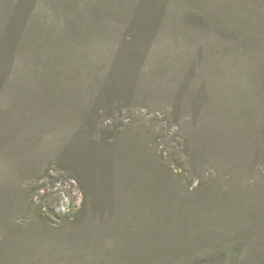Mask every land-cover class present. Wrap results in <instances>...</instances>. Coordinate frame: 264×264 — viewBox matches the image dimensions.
Segmentation results:
<instances>
[{
    "label": "rangeland",
    "instance_id": "rangeland-1",
    "mask_svg": "<svg viewBox=\"0 0 264 264\" xmlns=\"http://www.w3.org/2000/svg\"><path fill=\"white\" fill-rule=\"evenodd\" d=\"M248 205L264 0H0V264H264L260 230L239 260L175 256L197 207Z\"/></svg>",
    "mask_w": 264,
    "mask_h": 264
},
{
    "label": "trees",
    "instance_id": "trees-1",
    "mask_svg": "<svg viewBox=\"0 0 264 264\" xmlns=\"http://www.w3.org/2000/svg\"><path fill=\"white\" fill-rule=\"evenodd\" d=\"M77 180L82 184V187L84 185L83 189L85 191L87 187L82 183L83 181L80 180V178ZM112 185L113 181L111 182L110 179L107 178L104 182V188L107 189L105 194H111ZM83 201L79 206L76 203H72L68 211L58 214L68 218H79L81 211H83L85 206V201ZM152 215L147 212L144 214V218H151ZM195 215L197 220L201 219L203 223L196 224V228L189 232L190 237L187 238V242L191 243L192 248H178L177 253L175 254V256L181 255L182 260L185 259L190 263H194L193 260L196 258L199 259L200 256L212 259L218 257L221 253L223 261L239 260L238 258L242 257L240 254L243 252L242 243L245 235H253L255 232L258 233L257 230L264 231V205H248L246 207L232 206L228 209L220 207L212 209V211L199 206L197 207ZM231 220L233 221V224L230 226L221 223L224 221L231 222ZM209 226H211V230ZM215 226L221 227L220 229L215 230L218 235L222 234V229L223 231L226 230L228 232L227 238L222 241H217V238L212 234ZM168 244H171V242ZM187 250H191V253L187 254L188 252H185ZM193 250H200L201 252L198 256L194 254L191 255ZM254 253L256 254L255 249ZM152 257H157L155 260H158L166 258L167 256L156 255L155 257ZM144 258H148V256H145ZM256 258H258V256ZM249 259H251V257L247 258V260Z\"/></svg>",
    "mask_w": 264,
    "mask_h": 264
},
{
    "label": "clouds",
    "instance_id": "clouds-1",
    "mask_svg": "<svg viewBox=\"0 0 264 264\" xmlns=\"http://www.w3.org/2000/svg\"><path fill=\"white\" fill-rule=\"evenodd\" d=\"M59 187H60V185H57V188H59ZM60 194H61V196L63 197L62 203H65V204H66V203H69V202H70V201H69V196H68V195L64 194L63 191H61ZM72 195L77 196L78 201H79L80 199H82V193H79V192L74 191V192L72 193ZM58 211H67V209L61 207L60 209H58Z\"/></svg>",
    "mask_w": 264,
    "mask_h": 264
}]
</instances>
